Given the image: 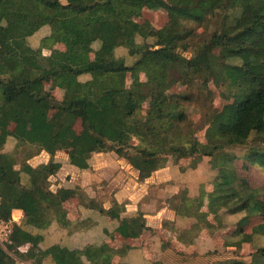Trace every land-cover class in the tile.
I'll return each instance as SVG.
<instances>
[{
	"label": "trees",
	"instance_id": "16d2710c",
	"mask_svg": "<svg viewBox=\"0 0 264 264\" xmlns=\"http://www.w3.org/2000/svg\"><path fill=\"white\" fill-rule=\"evenodd\" d=\"M147 6L164 10L169 24L156 29L146 20L136 21ZM43 27L50 33L33 48L28 39ZM201 27L212 28L205 39L197 33ZM54 42L62 43L64 51L53 49ZM130 57L136 60L128 66ZM203 71L233 98L230 109H209L206 144L192 131L183 133L190 95L170 92L177 78L189 81ZM130 72H146V82L127 87ZM46 83L64 92L61 100L45 90ZM147 100L151 105L144 111ZM52 110L58 118L48 121ZM36 120L41 125L30 128ZM129 137L139 146L129 145ZM9 138L15 147H37L49 161L31 166V153L16 169L14 153H2ZM237 147L243 150L240 156L228 151ZM59 151H68L67 166L77 172H92L95 154L111 152L130 165L139 182L165 167L168 158H209L217 176L207 212L243 214L223 248L255 244L249 261L230 258L215 264H264V186H253L248 178L251 168L264 170V0H0V222L10 221L13 211L23 214L21 222H13L5 248L0 245V264L30 259L34 264L46 259L52 264H112L125 248H111L104 237L134 239L145 229L142 213L123 217L124 204L113 200L105 209L70 182L50 189L49 178L63 167L54 161ZM185 172L175 171L179 187L187 190L175 196L179 223L164 225L188 246L210 225L207 212L200 211L203 181L196 169L189 172V181ZM71 198L99 220L67 219L63 204ZM254 216L262 221L245 234L243 227ZM84 219L93 225L86 227ZM186 222L191 226L179 229ZM89 229L102 236L84 237L82 244L72 240Z\"/></svg>",
	"mask_w": 264,
	"mask_h": 264
},
{
	"label": "rangeland",
	"instance_id": "374dc122",
	"mask_svg": "<svg viewBox=\"0 0 264 264\" xmlns=\"http://www.w3.org/2000/svg\"><path fill=\"white\" fill-rule=\"evenodd\" d=\"M61 2H65V0H61ZM135 20L138 22L148 21L154 28L160 29L165 27L169 24V20L167 17V13L157 7L153 6H147L145 7L140 15H137L135 17ZM212 29V28H211ZM211 29H205V28H199L197 30V33H199V38L205 39ZM32 45L35 46L33 48H38L40 45L41 40H31ZM204 40H194L193 43L202 42ZM60 43V42H59ZM218 55H223V51L218 50ZM121 52L117 53V55H120ZM43 55L47 56L49 55L48 50H43ZM185 56L190 57L192 54L191 52L184 53ZM91 57L93 60H96V57L94 54H91ZM136 60V57H130L127 59L126 64L128 66L132 65L134 61ZM173 77H176V75L173 73ZM147 80V73L141 72L139 74H135L133 72L127 73L125 78V83L127 87H130L134 82L140 81V82H146ZM49 88V87H48ZM54 94V98L56 100H61V94L64 92L62 90L59 91L60 97L58 96V92L55 87L51 90ZM48 92L49 89H48ZM170 92L175 94H187L190 95V102L185 104L184 108V114L186 116V121L183 123V133H193V135L197 138L199 143L206 144L207 140L205 137L206 130L208 128V123L206 122V117L209 112V109H230L232 108L233 104V98L228 94V91H226L223 87L216 86L213 83V79L208 71H203L200 74H197L195 76H191V79L189 81H186L185 79L177 78L175 82L173 83L172 87L170 88ZM51 93V92H50ZM52 94V93H51ZM60 98V99H59ZM151 105L150 100H147L143 103V110L145 111L147 108H149ZM59 112L52 110L48 115V120H56L58 118ZM37 124H41L38 122ZM34 124V127L37 125ZM75 130L76 132H79L81 127L79 121L75 124ZM129 145L138 147L139 143L137 140L133 137H129ZM16 142L13 139H8L6 145L2 149V153L5 154H11L14 153L16 160H17V166L16 169L20 168V165L24 163V161H27L28 155L33 153L35 154L33 157H31L27 162L31 164V166H38L40 164L47 163L49 161V156L42 152H37V147H28L24 146L21 143H19L16 147ZM105 148V145L101 146V149L103 150ZM230 153H232L235 156H240L243 153V150L241 147L237 148H231L228 150ZM66 151H59L55 154V156H58V160L63 159L67 156ZM196 158V159H195ZM198 157H187V158H181V159H175V158H168L167 162L165 163V167L159 169L163 170L166 169V172H169V174L175 175V171H186L184 174V179L189 181L191 179L189 172L191 174L193 171H197L198 175H200L201 180L203 183L201 184V190L204 192V199H203V207L201 208V212H207L208 207L207 203L208 200L213 196L214 194V183L213 180L217 176V170L212 168V164L210 162V159L207 157H202L197 159ZM56 159H54L55 161ZM194 165V167H193ZM96 174L92 175L89 179L85 178L82 179V175L80 177L73 176L72 173L68 172L66 173L65 170L62 171V175L60 177H57V175H54L49 178V185L50 189L53 191L57 190V188L61 185H69L66 182H70L71 186H79L84 184L83 190L87 192V195L93 198L94 203L96 205H102L105 201H113L112 194L116 192L119 187L123 184V181L127 180L126 176L128 178L135 179L137 182H139L135 177L136 173L130 168V165L125 163L122 159L117 157L116 154H113L111 152H104L102 151L101 154H98L95 158L94 163ZM94 168V167H93ZM195 168V169H192ZM175 171H174V170ZM94 170V169H93ZM157 170V171H159ZM173 170V171H172ZM156 172V171H155ZM59 174V172L57 173ZM249 182L256 187H262L264 186V170L263 169H257V168H251L249 174H248ZM179 181L173 182L174 187L168 188V190H171L173 194L170 197H167L166 200H164V196L162 195V192L160 193L161 199H156L157 202H152L151 206H154L156 204L157 207L161 206L160 203L166 204L164 206H167L170 210H172L174 213L177 212L179 208V198L175 197L178 193L179 197L180 195H183L185 188L179 187ZM190 183V182H189ZM163 186L160 187V189H165L167 186H165V183H162ZM161 186V185H160ZM80 187V186H79ZM180 188V189H179ZM81 191V190H80ZM162 191V190H161ZM163 193H165L163 191ZM187 193V190H186ZM169 194V193H168ZM177 195V196H178ZM264 196V194L262 195ZM262 198V197H261ZM89 199L85 195L83 198L84 203H86ZM164 200V201H163ZM78 198H71L67 200L63 207L66 210L67 213V219H69L68 216H71L70 207L73 203L71 202H78ZM159 205V206H158ZM163 205V204H162ZM78 208V207H77ZM207 220L209 222V226L202 228L201 233L197 236L196 240L199 242L205 241L207 244H212L209 248H207L206 252H209L207 255L205 253L201 255L203 258H207L209 261L210 259H241L245 261H249V255L253 252V246L255 244L249 242V243H243L240 249H236L235 247H225L224 244H230L232 239V235L235 230L238 228V222L243 216V214L237 213V214H230L225 209H221L218 213H212L207 212L206 213ZM20 215H14L13 219L17 220V222H21L22 218L19 217ZM85 220V219H84ZM85 226L91 227L93 225L92 221H88V219L85 220ZM262 221V217L260 216H254L249 219V222L243 227V231L245 234L251 233V228L260 223ZM13 221L11 219V222L8 223H0V245L5 248L6 243L8 242V234L11 231ZM74 222V221H72ZM170 223V222H169ZM175 224V223H172ZM177 224V223H176ZM202 225V224H201ZM184 228H188L191 226V223H184ZM166 229L170 230L169 226H165ZM182 227H179L181 229ZM196 240L195 244H192V247H187V251L191 252V255L185 256V259L189 258H199L197 253V249L195 251L196 247ZM47 244H40L41 248H45ZM177 246V244H175ZM28 248L27 246H22L19 248L20 252H25ZM255 248V247H254ZM193 252V253H192ZM34 259H30L27 261L22 262V264H34ZM42 264H48L45 260L42 261ZM51 264V263H49Z\"/></svg>",
	"mask_w": 264,
	"mask_h": 264
},
{
	"label": "crops",
	"instance_id": "0c3cea01",
	"mask_svg": "<svg viewBox=\"0 0 264 264\" xmlns=\"http://www.w3.org/2000/svg\"><path fill=\"white\" fill-rule=\"evenodd\" d=\"M49 33V28L43 27L32 37H30L28 39V42L32 47H35L32 45L31 40H42L44 37L48 36ZM53 49L64 51V46L62 43L54 42ZM53 87L56 88V90L58 91L56 93H58V96L60 97L59 91L61 89L57 88L52 83L45 84V90L48 92L49 89L52 94L50 92L49 93L52 96H54L53 92L51 91ZM62 96L63 93L61 94V97ZM38 122L40 121H34L29 125V127L33 129L37 128L41 125L37 124ZM34 124L37 125L34 127ZM66 152L68 153V151ZM98 154H95L94 157L96 158ZM54 159H56L55 162L61 163L63 165V167L58 171L59 174H56L57 177H60V175H62L61 170H65L66 173L67 171L72 173L73 176H76V178L77 176L80 177L82 175V179L88 177L90 179L92 175L96 174L95 166L92 172H77L74 169L69 168L67 166L68 154L61 160H58V156H55ZM126 178L127 180L123 181V184L119 187V189L112 194V199L119 204L125 205V213L123 214V217H132L135 216L138 212L142 213L145 229L139 237L134 239L124 238L121 237L119 234L114 235L113 238H109V236L104 237L105 242H107L111 248L116 250L125 248V252L123 253V255L114 256L112 264H215L216 262H218V260H220L210 259L208 261L207 258L205 259L201 256L205 253L207 248L212 246V244L210 243L207 244L206 240L202 242L196 240V247L193 246L195 248V251L197 249L198 256H200L199 258H189V260L185 259V256L191 255V252H188L186 249L187 247H192V245L186 246L185 244L178 241L174 236L173 232L166 229L164 225L165 222L176 224V213L170 210L167 206H164L166 205L164 204V202L160 203L161 206L158 205L159 207H157L156 204L154 206H151L152 202H157L156 199H161L159 192H162V195L165 197L164 200H166L167 197H170L173 194L171 190H168V188H173V182L177 181V177H175L172 172L171 174H169V172H166V169L156 171L151 175V177L146 179L144 182H137L135 179L128 178L127 176ZM135 178L137 179V177ZM162 183H165L164 185L167 186L164 190L160 189V187L163 186ZM79 186L83 189L84 184ZM163 191L165 193H163ZM90 198L92 199V197ZM71 203L73 204L70 207L71 216H68L69 220L77 221L81 217L90 216L99 220L97 214H94L92 212H86L83 209L82 211L78 206V202ZM103 206L105 209L110 208L111 201H105ZM17 214L20 215L19 217H23L21 211H13L12 217ZM15 222H17V220H15ZM180 227L183 228V225H181ZM113 229L111 225V228L107 229V231L111 233ZM96 235H98V237L102 236L100 230L89 229L86 232H80L77 233V235H73L72 240H76L79 244H82V238L86 237L84 240H89L92 236ZM175 244H177V246ZM45 261L48 262V264L51 263L50 259H46Z\"/></svg>",
	"mask_w": 264,
	"mask_h": 264
},
{
	"label": "built area",
	"instance_id": "2783aa9c",
	"mask_svg": "<svg viewBox=\"0 0 264 264\" xmlns=\"http://www.w3.org/2000/svg\"><path fill=\"white\" fill-rule=\"evenodd\" d=\"M11 219H12L13 221H15V220L13 219V217H11ZM8 222H11V220L8 221ZM8 222H0V223H8Z\"/></svg>",
	"mask_w": 264,
	"mask_h": 264
}]
</instances>
